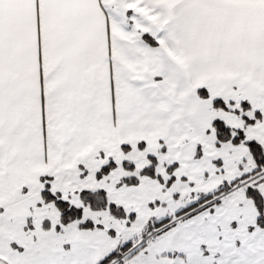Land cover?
<instances>
[{"label": "snow or ice", "instance_id": "6c2138e0", "mask_svg": "<svg viewBox=\"0 0 264 264\" xmlns=\"http://www.w3.org/2000/svg\"><path fill=\"white\" fill-rule=\"evenodd\" d=\"M0 264H264V0H0Z\"/></svg>", "mask_w": 264, "mask_h": 264}]
</instances>
